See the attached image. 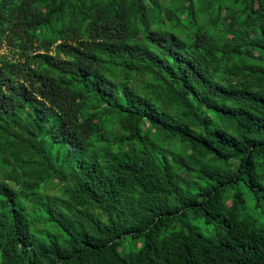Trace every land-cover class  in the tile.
<instances>
[{"label": "trees", "instance_id": "obj_1", "mask_svg": "<svg viewBox=\"0 0 264 264\" xmlns=\"http://www.w3.org/2000/svg\"><path fill=\"white\" fill-rule=\"evenodd\" d=\"M260 216L264 0H0V264H264Z\"/></svg>", "mask_w": 264, "mask_h": 264}, {"label": "rangeland", "instance_id": "obj_2", "mask_svg": "<svg viewBox=\"0 0 264 264\" xmlns=\"http://www.w3.org/2000/svg\"><path fill=\"white\" fill-rule=\"evenodd\" d=\"M4 51V50H3ZM5 52V51H4ZM246 201H247V205H248V207H249V211H250V213L251 214H253V213H255V215L257 214V212L258 211H260L259 209H257V210H255L254 209V206H255V200H253L252 199V197L250 196V195H248L247 193H246ZM254 215V216H255ZM264 218V216H260L259 217V219L261 220V219H263ZM202 228H204V227H202ZM58 233V232H57Z\"/></svg>", "mask_w": 264, "mask_h": 264}]
</instances>
